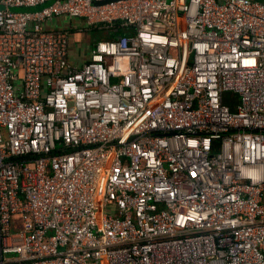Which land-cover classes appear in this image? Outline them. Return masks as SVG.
<instances>
[{
	"label": "built area",
	"instance_id": "1",
	"mask_svg": "<svg viewBox=\"0 0 264 264\" xmlns=\"http://www.w3.org/2000/svg\"><path fill=\"white\" fill-rule=\"evenodd\" d=\"M0 264H264V4L0 0Z\"/></svg>",
	"mask_w": 264,
	"mask_h": 264
},
{
	"label": "crops",
	"instance_id": "2",
	"mask_svg": "<svg viewBox=\"0 0 264 264\" xmlns=\"http://www.w3.org/2000/svg\"><path fill=\"white\" fill-rule=\"evenodd\" d=\"M40 7H33V8H26V9H16V11H37L39 10ZM77 24L76 22L70 21L69 19L66 18H59L55 19L52 23L49 24V27L51 29H69L71 27H75ZM91 37H84L86 42L81 43V44H73L71 47V59L72 63L76 65H80L83 63L88 54H89V47L87 45V39ZM75 42V41H74Z\"/></svg>",
	"mask_w": 264,
	"mask_h": 264
},
{
	"label": "rangeland",
	"instance_id": "3",
	"mask_svg": "<svg viewBox=\"0 0 264 264\" xmlns=\"http://www.w3.org/2000/svg\"><path fill=\"white\" fill-rule=\"evenodd\" d=\"M101 39V36L99 35H93V39H87V44H93L94 39ZM74 41L75 44H81L85 42V39H83V36H79V34H76L74 37ZM223 104H225L226 106L230 107V108H236L237 105L239 104V97L237 95L234 94H225L223 96Z\"/></svg>",
	"mask_w": 264,
	"mask_h": 264
},
{
	"label": "water",
	"instance_id": "4",
	"mask_svg": "<svg viewBox=\"0 0 264 264\" xmlns=\"http://www.w3.org/2000/svg\"><path fill=\"white\" fill-rule=\"evenodd\" d=\"M252 1H254V2H259V3H262V4H264V0H252ZM100 5V4H99ZM2 8V7H1ZM3 9V8H2Z\"/></svg>",
	"mask_w": 264,
	"mask_h": 264
}]
</instances>
